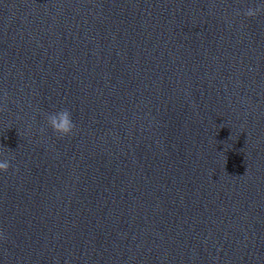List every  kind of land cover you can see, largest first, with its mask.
<instances>
[{
    "label": "water",
    "instance_id": "obj_1",
    "mask_svg": "<svg viewBox=\"0 0 264 264\" xmlns=\"http://www.w3.org/2000/svg\"><path fill=\"white\" fill-rule=\"evenodd\" d=\"M0 154V264H264V2L0 0Z\"/></svg>",
    "mask_w": 264,
    "mask_h": 264
},
{
    "label": "clouds",
    "instance_id": "obj_2",
    "mask_svg": "<svg viewBox=\"0 0 264 264\" xmlns=\"http://www.w3.org/2000/svg\"><path fill=\"white\" fill-rule=\"evenodd\" d=\"M262 2H264V0H262ZM259 11H261L259 8H248L245 12V15L254 16ZM47 122L53 132L59 134L62 137L70 136L76 127L72 118V113L68 109H61L48 114ZM9 167V159L4 158L3 155L0 154V172L8 170Z\"/></svg>",
    "mask_w": 264,
    "mask_h": 264
}]
</instances>
